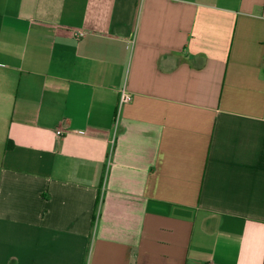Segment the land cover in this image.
Masks as SVG:
<instances>
[{"label":"crops","instance_id":"0c3cea01","mask_svg":"<svg viewBox=\"0 0 264 264\" xmlns=\"http://www.w3.org/2000/svg\"><path fill=\"white\" fill-rule=\"evenodd\" d=\"M0 264H264V0H0Z\"/></svg>","mask_w":264,"mask_h":264},{"label":"built area","instance_id":"2783aa9c","mask_svg":"<svg viewBox=\"0 0 264 264\" xmlns=\"http://www.w3.org/2000/svg\"><path fill=\"white\" fill-rule=\"evenodd\" d=\"M84 34V32L83 31H78L77 32V36H81V35H83ZM131 100V95H130V93L126 90V88L125 87H121L120 89H119V106L121 105V104H123V103H125V102H128V101H130ZM62 133V131H61V129L59 128V129H57L56 130V134L57 135H60ZM109 161H110V152H109V155L107 156V163H109Z\"/></svg>","mask_w":264,"mask_h":264}]
</instances>
